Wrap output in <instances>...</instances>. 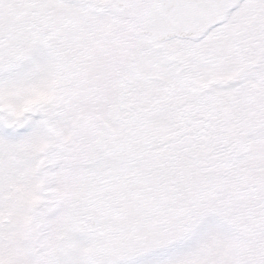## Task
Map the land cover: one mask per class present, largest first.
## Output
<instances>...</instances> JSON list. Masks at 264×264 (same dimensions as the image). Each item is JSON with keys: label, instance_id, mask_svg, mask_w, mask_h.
<instances>
[{"label": "rangeland", "instance_id": "rangeland-1", "mask_svg": "<svg viewBox=\"0 0 264 264\" xmlns=\"http://www.w3.org/2000/svg\"><path fill=\"white\" fill-rule=\"evenodd\" d=\"M70 5L74 7L69 9L77 12L70 16L66 13L50 15L51 22L59 28L48 31L49 35L41 32L39 42L33 38L31 42H25L21 38V42L16 45L10 41L4 43L0 50V114L6 120L3 123L0 117V148L8 147L17 157V160H13L9 153L0 157V195L5 184L12 191L40 187L44 171L48 169L50 181L59 188L71 186L69 191L76 186L92 185L96 197L102 196L103 200L108 197V188L114 176L106 171L102 162L98 163L96 171L93 166L80 163L73 152H67L65 156L56 159L44 153L45 144L50 140L49 135L53 134L50 125L62 134L60 144L69 142L71 145L67 147L71 146L75 150L70 132L74 120L53 119L60 116L59 111L30 114L29 124H24L20 119L23 112H33L35 107L43 108L45 102L53 96L59 99L60 109L72 108L73 103L79 99L82 103L90 100V92L94 87L92 58L78 52L72 53L70 49L73 41L83 35V29L90 26L91 20L88 16L78 18L80 15L77 14L82 11L81 3ZM16 56L22 57L20 64L13 62ZM45 115L52 117L51 123L45 120ZM17 122L20 129L14 124ZM29 155L35 158L28 159ZM17 168L23 180L18 177ZM247 179H252L251 175ZM178 180L177 176L167 172L136 174L135 170L130 171L126 179L129 182H148L144 185L145 192L166 210L170 209L171 202L169 183ZM156 185L168 192L153 188ZM185 185L175 188L172 193V228L161 233V240L156 241L155 247L145 253L143 258L138 261L130 259L126 264H243L244 244L247 243L248 248L259 245L260 237L264 236V216H254L250 221L246 219L247 227L251 230L236 228L232 225L234 207L230 203L207 198L208 202L204 200L196 206L188 205ZM261 188L260 185L253 188L247 198L249 210L253 213L264 214V186L262 191ZM59 191L62 195V190ZM68 191L63 192L68 194ZM76 191L77 188L73 195L81 196V192ZM102 192L106 195H101ZM84 195L92 197L88 192ZM242 199L246 197L241 195L239 201ZM241 208L237 213L241 212L242 215ZM11 214L0 215V264H19L28 257L21 246L28 238L32 221L25 215ZM76 241L79 242V238ZM63 245L65 242L62 237L58 238L56 251L50 254L49 264H89L83 259V249L80 247L71 246L64 253L58 254L57 251ZM261 251L257 252V256ZM31 261L38 264L35 255ZM109 264H115V259Z\"/></svg>", "mask_w": 264, "mask_h": 264}, {"label": "flooded vegetation", "instance_id": "flooded-vegetation-1", "mask_svg": "<svg viewBox=\"0 0 264 264\" xmlns=\"http://www.w3.org/2000/svg\"><path fill=\"white\" fill-rule=\"evenodd\" d=\"M31 6L27 5V26L38 19ZM249 9L235 13L231 24L214 28L196 42L173 39L160 43L141 33L130 38L126 21L115 29L106 21L100 23L93 30L97 41L87 50L103 66L95 64L90 102L82 103L76 114L88 112L89 120L123 123L118 142L110 138L95 149L120 155L157 154L144 143L147 120H155L170 130L162 143L164 150L172 155V145L179 146L177 151L191 167L222 165L225 156L234 154L241 130L251 135V150L264 156V12L251 19ZM66 202L74 210L81 203L88 204L70 198ZM77 213L65 215L77 220Z\"/></svg>", "mask_w": 264, "mask_h": 264}, {"label": "water", "instance_id": "water-1", "mask_svg": "<svg viewBox=\"0 0 264 264\" xmlns=\"http://www.w3.org/2000/svg\"><path fill=\"white\" fill-rule=\"evenodd\" d=\"M203 1H208V0H203ZM210 6H209V8H210ZM132 8L134 9L133 6H132ZM172 8H181V6H180V4L174 3L173 0L172 1H170V0L169 1L162 0L161 4H159L157 6V9H154V11L147 10V9H145V10L136 9L134 13L136 14V16H138L142 20L148 22L149 26L151 25V27H155V25H156L161 30H166L164 28V25L161 23L160 18L167 19L171 15L165 14V13H160L159 11H161V12L172 11ZM210 9H213V7H211ZM183 10H185V9H183ZM194 13L195 12L192 11L188 16H184V17H186V20H188L191 16L194 15ZM207 13L208 12L206 11V14ZM197 18H198V16H196L194 19L189 21V24L191 26L190 30H192V29L196 30L197 28L203 27V26H199V24H197V23L200 22V20L197 19ZM204 18H206V17H204ZM194 24H197V25L196 26H192ZM189 28L190 27H184V30H188ZM171 34L172 33H170L169 35H171Z\"/></svg>", "mask_w": 264, "mask_h": 264}, {"label": "bare ground", "instance_id": "bare-ground-1", "mask_svg": "<svg viewBox=\"0 0 264 264\" xmlns=\"http://www.w3.org/2000/svg\"><path fill=\"white\" fill-rule=\"evenodd\" d=\"M141 2H144L145 5H149V6H152L153 3H152V0H140Z\"/></svg>", "mask_w": 264, "mask_h": 264}]
</instances>
